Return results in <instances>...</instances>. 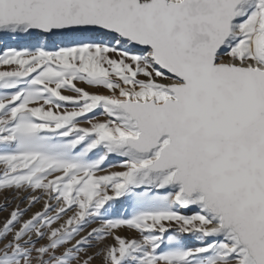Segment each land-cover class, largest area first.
<instances>
[{
	"label": "snow or ice",
	"instance_id": "obj_1",
	"mask_svg": "<svg viewBox=\"0 0 264 264\" xmlns=\"http://www.w3.org/2000/svg\"><path fill=\"white\" fill-rule=\"evenodd\" d=\"M0 37V264H264V0H0Z\"/></svg>",
	"mask_w": 264,
	"mask_h": 264
},
{
	"label": "rangeland",
	"instance_id": "obj_2",
	"mask_svg": "<svg viewBox=\"0 0 264 264\" xmlns=\"http://www.w3.org/2000/svg\"><path fill=\"white\" fill-rule=\"evenodd\" d=\"M24 41L22 39L12 38V37H0V49L7 46H13V47H21L24 45ZM37 208H39V205H37ZM36 209H34L35 211ZM2 215H7V213H3ZM94 226V225H93ZM94 264H100L99 261H95Z\"/></svg>",
	"mask_w": 264,
	"mask_h": 264
}]
</instances>
